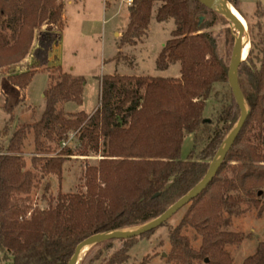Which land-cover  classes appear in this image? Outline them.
Listing matches in <instances>:
<instances>
[{
	"label": "trees",
	"instance_id": "1",
	"mask_svg": "<svg viewBox=\"0 0 264 264\" xmlns=\"http://www.w3.org/2000/svg\"><path fill=\"white\" fill-rule=\"evenodd\" d=\"M65 1L0 0V68L32 53L36 68L50 72L41 118L18 124L0 151V264H69L83 239L143 225L160 216L204 178L241 115L233 94L222 104L216 120L205 117L214 86L229 82L230 65L210 31L222 15L198 0H132L130 23L119 43L117 59L124 46H135L148 35L153 7L161 3L157 21L173 18L176 28L158 56L157 68L165 70L179 63V77L103 75L99 106L92 113L67 112L64 104H83L86 79L65 72L62 66L47 68L66 27ZM228 1L238 6L239 0ZM41 28L43 35L33 49ZM238 75L250 114L219 172L187 204L184 219L170 229L167 259L171 264H232L228 246L245 239L228 228L232 215L246 201L260 203L264 25L257 42L252 36V47ZM71 134L78 148L68 144ZM189 134L193 148L183 160L181 150ZM27 141L33 144L31 168L24 153ZM101 151L98 163L86 167L85 191L63 192L64 164L75 155ZM49 176L58 179L60 190L47 208H41L32 193ZM49 188L44 185V191ZM152 231L121 240L124 245L106 264L126 263L136 240ZM196 240L200 241L197 247ZM243 264H264V241Z\"/></svg>",
	"mask_w": 264,
	"mask_h": 264
},
{
	"label": "rangeland",
	"instance_id": "2",
	"mask_svg": "<svg viewBox=\"0 0 264 264\" xmlns=\"http://www.w3.org/2000/svg\"><path fill=\"white\" fill-rule=\"evenodd\" d=\"M69 1H65L67 20L64 36L59 47L52 51L47 64V68L62 66L65 72L86 79L83 104L68 102L64 104L67 112L92 113L99 106L102 90L99 78L103 75L119 73L174 76L177 69L173 64L169 69L157 68L158 56L176 28L173 18L164 22L157 21V10L161 3H156L153 7L148 35L135 46H124L122 55L117 59L119 43L130 23L128 0ZM229 3L245 20L247 47L243 58H246L252 47V36L254 35L257 42L264 25L263 4L261 0H239L238 6ZM233 24L222 15L210 27V31L218 39L220 53L229 65L233 61V49L238 36V30ZM43 31L44 28H41L36 32L33 49L38 45ZM176 65L180 66L179 63ZM49 74L48 69L36 68L32 53L19 63L0 68V151L6 146L18 124L31 123L41 118L45 109V91L50 84ZM24 86L26 88L22 90ZM232 96L229 82L216 84L207 100L205 117L216 120L222 104L228 102ZM26 143L24 153L28 167L31 168L33 144L32 141ZM68 144L72 148L79 146L73 134L70 135ZM192 148L193 135L189 134L183 143L181 159H188ZM102 154V151L98 154L92 152L88 156L75 155L70 158L64 164L62 191H85L86 167L96 165ZM46 184L50 187L47 192L44 191ZM262 189L259 204L246 201L241 204L239 213L232 215L228 228L243 234L245 238L239 244L228 246L232 254V264H243L249 255L255 253L259 242L264 241V188ZM59 190V182L55 176L44 178L40 188L32 193L35 205L47 208L50 205L49 199L56 198ZM188 210L189 205H186L149 235L137 239L129 251V260L124 264H140L145 259L146 264H171L167 259L171 250L170 229L184 219ZM188 234L194 236L192 231H188ZM199 243V240L194 241L196 247ZM123 245L121 240L116 239L109 246L94 247L79 264H106Z\"/></svg>",
	"mask_w": 264,
	"mask_h": 264
},
{
	"label": "water",
	"instance_id": "3",
	"mask_svg": "<svg viewBox=\"0 0 264 264\" xmlns=\"http://www.w3.org/2000/svg\"><path fill=\"white\" fill-rule=\"evenodd\" d=\"M202 4L206 5V7L217 11L220 15L230 20L235 28L238 30V36L236 37L234 49H233V61L229 68V84L231 89H233V94L235 99L240 107L241 115L237 122V124L233 127L230 133L227 135L225 140L223 141L221 147L219 148L217 154L215 155L214 159L212 160L209 170L207 171L204 178L187 194L181 197L177 202L171 205L163 214L160 216L148 221L143 225H139L136 227L122 229V230H114V231H107L94 234L89 236L86 239H83L77 246L76 250L69 262V264H79L80 261L83 259L84 255L87 251H89L92 247L96 246L97 244L108 241V240H126L133 237H139L143 234L155 230L159 226L166 223L174 214H176L181 208L185 207L191 200L199 196L214 178V176L219 172V169L224 164L226 160V156H228V152L230 151L231 147L233 146L235 139L240 134L241 130L243 129L247 118L250 114V109L245 99V96L241 90L239 84V67L241 63L246 59L243 58V51L245 49V34L246 28L243 25V22L235 17L231 11L230 3L228 0H198ZM262 4L264 5V0H261ZM204 17H201V21ZM260 193H262L260 191ZM159 193L155 194L158 196ZM208 262V259H206Z\"/></svg>",
	"mask_w": 264,
	"mask_h": 264
},
{
	"label": "crops",
	"instance_id": "4",
	"mask_svg": "<svg viewBox=\"0 0 264 264\" xmlns=\"http://www.w3.org/2000/svg\"><path fill=\"white\" fill-rule=\"evenodd\" d=\"M73 1L72 0H70L69 1V3H72ZM66 8V7H65ZM65 15V14H64ZM65 20H67V18H66V15H65ZM65 30H66V27H65ZM65 30H64V32H65ZM63 32V33H64ZM63 36H64V34L62 35V38H63ZM62 38H61V41H62ZM61 41H60V43H59V45L61 44ZM59 45L57 46V47H59ZM55 59V58H54ZM50 60V59H49ZM175 66V68L177 69V71H175V73H174V76H172V77H179L180 76V66H178V65H176V64H173V67ZM169 69V68H168ZM132 75H135V74H132ZM144 75V74H143Z\"/></svg>",
	"mask_w": 264,
	"mask_h": 264
},
{
	"label": "bare ground",
	"instance_id": "5",
	"mask_svg": "<svg viewBox=\"0 0 264 264\" xmlns=\"http://www.w3.org/2000/svg\"><path fill=\"white\" fill-rule=\"evenodd\" d=\"M230 8H231V11H232V13H233V15L235 16V17H237L239 20H241L242 22H243V25H245V20L243 19V17L238 13V11L233 7V6H231L230 5ZM245 47H247V42L245 41ZM246 50L244 49V51L243 52H245Z\"/></svg>",
	"mask_w": 264,
	"mask_h": 264
},
{
	"label": "built area",
	"instance_id": "6",
	"mask_svg": "<svg viewBox=\"0 0 264 264\" xmlns=\"http://www.w3.org/2000/svg\"><path fill=\"white\" fill-rule=\"evenodd\" d=\"M127 4L131 5L132 4V0H128Z\"/></svg>",
	"mask_w": 264,
	"mask_h": 264
}]
</instances>
